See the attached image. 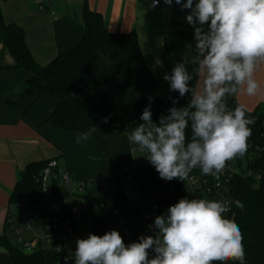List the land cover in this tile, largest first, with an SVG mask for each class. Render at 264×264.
Wrapping results in <instances>:
<instances>
[{"label":"clouds","instance_id":"clouds-1","mask_svg":"<svg viewBox=\"0 0 264 264\" xmlns=\"http://www.w3.org/2000/svg\"><path fill=\"white\" fill-rule=\"evenodd\" d=\"M173 2L187 10L195 48L190 60L176 64L163 79L170 92L179 98L190 93V99L181 107L176 106L179 98L173 99L158 123L149 104L140 116L143 123L125 133L132 151L146 153L143 157L161 179L185 181L199 168L219 180L227 161L247 152L249 125L255 123L247 107L231 109L227 101L241 92L250 97L262 93L255 74L264 65V0H163L169 7ZM159 3L152 0L151 6ZM189 63L195 66V86ZM95 130L78 132L76 143L88 141ZM228 203L181 198L155 216L148 226L153 234L126 244L117 230L89 233L75 241L73 257L66 256L65 264H246L242 232L225 216ZM235 203L243 209L242 202Z\"/></svg>","mask_w":264,"mask_h":264},{"label":"trees","instance_id":"trees-1","mask_svg":"<svg viewBox=\"0 0 264 264\" xmlns=\"http://www.w3.org/2000/svg\"><path fill=\"white\" fill-rule=\"evenodd\" d=\"M6 1L0 0V38L4 48L15 61L12 69L30 73L24 89L33 95L34 102L45 94L55 98L56 106L47 123L74 133L91 131L95 127L102 130L115 126L130 133L138 124L143 123L140 116L146 106L150 104L152 120L158 123L161 115H168L172 100L179 98L178 92H174V95L168 98H159L155 95L160 80L153 75L145 62L136 31L109 32L101 14L91 10L86 2L83 21L79 25L82 31L81 40L48 65H40L26 43L23 28L5 21L2 3ZM194 44L193 31H174L165 35L162 60L168 73H171L176 64L189 60L186 55ZM99 54L119 70L122 82L95 98L82 99L77 94L92 89L98 79ZM186 67L194 76L192 85L195 86L197 78L192 72L195 66L189 63ZM129 91H136L139 94L138 102L118 110L117 98ZM149 97L153 98L151 102ZM189 99L190 93L179 98L176 106H185ZM227 102L231 109L240 105L235 98H229ZM249 114L255 117V123L249 125L251 136L248 139L245 156L246 169L243 168L242 157H238L241 173L235 174L228 183L231 212L225 216L234 221L242 232L246 264H264V109L258 106L255 110L249 111ZM104 118H108L107 123L104 122ZM187 134L191 136L190 128ZM51 161L33 162L20 172L19 180L10 197V209L22 204L24 199L33 206L43 202L42 185L39 180ZM134 175L140 188L148 192L151 200L150 210L154 216L165 213L170 205L181 198L191 200L195 197L180 193L178 190L172 191V184L177 188L184 181L161 179L152 165L138 169ZM256 176L260 177L259 182H256ZM120 185L122 187L121 180ZM53 188L57 198L67 195L58 181H54ZM90 200L87 198L89 207L85 218L92 224L94 233L103 235L111 231L109 214L90 207ZM236 201L242 202L243 209L236 206ZM129 215L134 219L132 212H129ZM141 235L144 234L139 225L134 227L131 241L123 239L127 244L137 241ZM0 248L9 252L13 264H65L66 256L73 257V254H59L52 250H38L32 254H25L16 242H12L4 233H0ZM68 263L74 264V261L69 260ZM228 264L238 262L229 261Z\"/></svg>","mask_w":264,"mask_h":264},{"label":"crops","instance_id":"crops-1","mask_svg":"<svg viewBox=\"0 0 264 264\" xmlns=\"http://www.w3.org/2000/svg\"><path fill=\"white\" fill-rule=\"evenodd\" d=\"M85 2L101 14L106 29L112 33L136 31L143 57L153 75L160 80L155 90L159 98L174 95L163 79L165 69L162 55L164 37L174 31H194L186 22L187 10L173 2L166 6L163 0L152 7V0H7L2 3L4 19L25 31L26 43L34 59L48 65L61 53L73 48L81 40L79 25L83 21ZM195 44L187 53L190 60ZM100 73L94 87L77 95L82 99L95 98L122 82L119 70L98 55ZM15 61L4 48L0 38V233L6 234L7 220L13 221L10 197L19 180L20 172L39 161L65 160L66 170L76 182H86L125 169L136 160V151L127 134L119 127L91 132L88 141L77 144V133L57 128L47 119L56 106V100L45 94L34 102L24 89L30 73L12 69ZM170 74V73H168ZM262 93L250 97L245 93L235 97L249 111L258 106L264 109V65L255 74ZM228 98V99H229ZM139 100L136 91L124 93L116 100L122 110ZM199 169V168H197ZM14 224V221H13ZM16 228V227H15ZM0 264H13L9 252L0 248Z\"/></svg>","mask_w":264,"mask_h":264},{"label":"built area","instance_id":"built-area-1","mask_svg":"<svg viewBox=\"0 0 264 264\" xmlns=\"http://www.w3.org/2000/svg\"><path fill=\"white\" fill-rule=\"evenodd\" d=\"M238 160L227 161L219 180L204 175L200 169L193 170L189 179L177 188L171 185V190L195 196L194 199L227 201L231 212V195L229 181L235 174L232 164ZM151 165L147 159L134 162L129 167L86 182H76L70 174L60 168L58 161H51L40 177L43 202L33 206L27 199L19 206L23 209V218L27 226L21 233L13 226V221L7 220L8 229L16 236V244L25 254L38 250H52L59 254H73L78 238H87L89 233L95 234L92 224L86 220L90 198V207L109 214L112 230H117L123 238L131 241L134 227L141 226L144 235L153 234L148 226L155 216L150 210L151 200L148 192L138 185L134 173ZM250 175L251 172L249 171ZM122 181V187L120 185ZM256 182L260 177H255ZM58 181L67 193L57 198L53 188ZM74 182V184H73ZM80 201V204H77ZM129 212L134 214V219ZM70 264V263H68Z\"/></svg>","mask_w":264,"mask_h":264},{"label":"rangeland","instance_id":"rangeland-1","mask_svg":"<svg viewBox=\"0 0 264 264\" xmlns=\"http://www.w3.org/2000/svg\"><path fill=\"white\" fill-rule=\"evenodd\" d=\"M136 159H146L143 156H146V153H141L138 150L136 151ZM246 153L245 155L242 157V163H243V168L246 169V159H245ZM65 165V160H61L60 161V167L63 168ZM232 168L235 170L236 173H241V169L239 167L238 161H235L232 164ZM76 183V181H75ZM74 184V182H73ZM77 204H80V201H77ZM13 221L14 224L13 226L16 227L21 233H25V230L27 228L25 222H24V218H23V209L20 206H17V208L13 211ZM6 235L8 236V238L12 241V242H16V236L15 234L10 230L7 229Z\"/></svg>","mask_w":264,"mask_h":264}]
</instances>
